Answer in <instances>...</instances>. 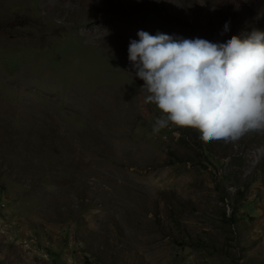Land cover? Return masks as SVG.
<instances>
[{
    "label": "rangeland",
    "instance_id": "rangeland-1",
    "mask_svg": "<svg viewBox=\"0 0 264 264\" xmlns=\"http://www.w3.org/2000/svg\"><path fill=\"white\" fill-rule=\"evenodd\" d=\"M252 27L264 0H0V264H264V129L153 133L128 60Z\"/></svg>",
    "mask_w": 264,
    "mask_h": 264
},
{
    "label": "clouds",
    "instance_id": "clouds-1",
    "mask_svg": "<svg viewBox=\"0 0 264 264\" xmlns=\"http://www.w3.org/2000/svg\"><path fill=\"white\" fill-rule=\"evenodd\" d=\"M229 30L226 22L222 31ZM137 36L128 60L144 81L145 103L163 113L153 133L171 123L197 129L206 142H227L264 129V31L243 29L223 43L143 30Z\"/></svg>",
    "mask_w": 264,
    "mask_h": 264
},
{
    "label": "crops",
    "instance_id": "crops-1",
    "mask_svg": "<svg viewBox=\"0 0 264 264\" xmlns=\"http://www.w3.org/2000/svg\"><path fill=\"white\" fill-rule=\"evenodd\" d=\"M7 257V256H6ZM7 259H8V257H7Z\"/></svg>",
    "mask_w": 264,
    "mask_h": 264
}]
</instances>
